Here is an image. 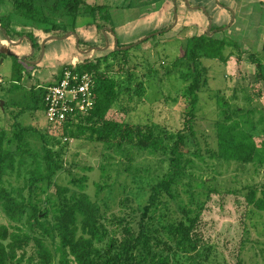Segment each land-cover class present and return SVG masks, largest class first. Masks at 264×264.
<instances>
[{
  "label": "rangeland",
  "instance_id": "obj_1",
  "mask_svg": "<svg viewBox=\"0 0 264 264\" xmlns=\"http://www.w3.org/2000/svg\"><path fill=\"white\" fill-rule=\"evenodd\" d=\"M88 1L97 5L96 17L80 14L75 23L64 12L56 14L49 10L45 0L36 2L44 10V15L50 18L48 23L22 17L12 4H0V17L9 15L12 28L23 33L18 40H12L0 28V129L9 130L18 121L21 125L45 131L49 121L43 104V91L37 86L56 82L65 63H82L90 55L102 59L100 70L118 78L120 92L129 86L134 95L130 100L129 92L125 90L121 100L110 110L109 117L133 124H151L163 132H176L184 127L188 104L185 93L195 75L194 68L183 58L187 40L206 31L210 22L211 27L226 25L224 31H215L211 35L229 37L237 42L224 51L227 60L200 59L207 84L200 92L193 124L199 143L196 151L202 155L188 154L195 163L175 184L172 194H164L162 198L169 216L185 217L202 206L199 230L211 246V257L217 263L264 264V211L256 209L247 199L252 188L261 190L264 186V149H259L255 160L248 163L214 155L218 147L217 122L224 118L223 111L232 113L238 106L247 110L256 106L250 118L255 125L259 146L264 141V82L258 77V62L264 61V0H188L189 4L185 0ZM174 1L178 19L171 24ZM93 20L109 26V29L114 26L116 35L109 31L107 47L100 36L97 47L101 50L92 48L88 55L89 52L80 45V50H77L75 37L92 38L96 33L90 25ZM62 29L67 31L63 36L51 33ZM28 35L41 43V51L39 54L36 52L35 58ZM116 40L119 46H130L125 55L129 72L119 70L124 62L123 54H111L113 47L116 49ZM13 54L21 56L18 62L23 76L17 81L14 80ZM105 56L108 58L104 59ZM248 95H252L249 100ZM123 106L127 111H123ZM56 138L61 142H54V138L52 143L55 145L52 146L57 150L63 146V167L51 182L44 181L40 185V206L51 209V224L54 222V207L63 199L57 192L58 185L69 188L67 194L70 195L79 190L72 179L86 176L85 190L102 204L103 220L108 227L116 229L120 225L118 220L122 219L124 224L128 223L135 232H139L142 220L149 218V214L144 216V205L151 188L148 185L137 188L132 179L141 175L150 180L165 174L170 167V152L159 150L151 153L125 144L130 153L123 155L97 139ZM29 140L33 148L43 153V141L38 134H29ZM104 171L107 172L105 179ZM23 179L13 176L11 181L18 185L23 183ZM103 180L113 186L96 196L97 183ZM145 180L142 182H147ZM132 190L145 191L137 195L131 193ZM105 197L109 201L108 208L101 200ZM0 223H10L1 205ZM117 235L121 236L120 230ZM44 239L54 253L53 264H60L57 253L59 239L50 236ZM31 251L29 248L28 253ZM180 260L178 264H192L187 256H181Z\"/></svg>",
  "mask_w": 264,
  "mask_h": 264
},
{
  "label": "trees",
  "instance_id": "obj_2",
  "mask_svg": "<svg viewBox=\"0 0 264 264\" xmlns=\"http://www.w3.org/2000/svg\"><path fill=\"white\" fill-rule=\"evenodd\" d=\"M45 1L48 2L49 10L56 14L64 12L73 23L80 14L96 17L97 5L88 0ZM176 1H174L175 5H177ZM5 3L12 4L16 12L26 19L50 22V18L44 15V10L36 0H0V4ZM174 21L173 6L171 24ZM90 25L96 29L92 38L79 35V45L84 50L99 46L100 36L104 40L103 45H106L104 29L107 34L112 31L116 35L114 26L109 29V26H102L95 20ZM225 26L213 25L210 30L194 34L187 40L183 58L194 68L195 75L185 93L188 104L185 109L184 127L176 132H163V129L153 127L151 124H133L109 117L110 110L116 102L121 100L125 90L129 92L130 100L134 95L131 94L129 86L120 92L118 78L100 70L102 59L90 57L91 52L82 63L75 64L76 71L89 72L94 78L95 103L90 110L76 108L69 113L63 123L49 122V127L45 131L21 125L18 121H15L9 130L0 129V205L10 219L9 224L0 223V264L25 262L53 264L54 253L45 242V236L59 239L57 253L60 264H178L181 256H187L192 264H219L212 259L211 246L202 238L199 230L202 206L199 205L197 212L192 213V210L185 217L169 216L165 212L167 204L162 197L164 194H172L175 184L187 173L189 166L195 163L188 154L202 155L198 150L196 151V145L199 143L195 137L196 131L193 124V118L200 103V92L207 84L205 68L204 70L200 68L202 65L200 59L209 57L227 60L224 51L231 45H237V42L229 37L218 38L211 35L215 31H224ZM1 27L6 30L8 37L12 40H18L23 35L12 28L9 15H1ZM66 32L62 29L53 30L51 33L63 36ZM28 39L32 41L33 58H35L36 52L38 51L39 54L41 51V43L32 35H28ZM75 40H77L76 37ZM77 48L80 50L78 46ZM98 50L101 49L98 48ZM112 52L111 54L115 56L116 53L123 54L124 62L119 70L129 72L128 58L125 57L128 50L118 51L113 47ZM13 56L14 80L17 81L23 76L22 66L18 62L21 56L16 54ZM107 58L108 56L104 57V59ZM258 65L259 80L264 82V72H262L264 61H259ZM66 66L71 67L72 64L65 63L62 69ZM251 97L252 95H248L247 99ZM225 104L228 106L227 102ZM123 108V111L126 110L124 106ZM255 109H257L256 106L248 110L238 106L232 110V113L223 111L224 118L217 122L218 147L214 155L244 163L255 160L259 149H264V141L259 146L256 140L255 125L250 118ZM234 114L237 117H234ZM31 133L40 136L43 141V153L31 146L29 140ZM58 136L66 139L70 137L97 139L109 149L114 148L123 155L130 153L125 144L151 153L159 150L170 152V167L165 174L153 178L146 177L150 180H145V176L141 175L132 179V182L137 184V188H141L139 185H148L151 188L150 196L144 205V216L149 214V218L142 220L139 232H135L128 223L124 224L122 219L118 220L121 228L118 226L111 230L108 227L103 220L102 204L94 200L85 190L86 176L72 179V182L79 186V190L73 191L70 195L67 194L69 188L58 185L57 192L63 199L54 207V222L51 224L49 220L51 209L40 206L42 201L40 185L44 181L51 182L56 172L63 167V146L60 150L52 146V144L55 145L52 143L54 138V142H61L57 140ZM193 147L195 150H192ZM13 176L18 179L23 177V183L13 184L11 181ZM103 177V179L107 177L106 171L103 172ZM139 179L147 182L144 183ZM112 186L113 184L108 181L98 182L96 196H100L105 190H111ZM144 191L132 190L131 193L139 195ZM107 198L101 199L105 208L109 207ZM247 199L256 209L264 211V186L261 190L252 188ZM25 216L26 220H23ZM119 230L120 237L117 235ZM29 248L32 249L30 253H28Z\"/></svg>",
  "mask_w": 264,
  "mask_h": 264
},
{
  "label": "built area",
  "instance_id": "obj_3",
  "mask_svg": "<svg viewBox=\"0 0 264 264\" xmlns=\"http://www.w3.org/2000/svg\"><path fill=\"white\" fill-rule=\"evenodd\" d=\"M75 64L64 67L55 83L37 86L43 91L49 122L61 124L76 108L88 111L94 106V78L89 72L76 71Z\"/></svg>",
  "mask_w": 264,
  "mask_h": 264
},
{
  "label": "water",
  "instance_id": "obj_4",
  "mask_svg": "<svg viewBox=\"0 0 264 264\" xmlns=\"http://www.w3.org/2000/svg\"><path fill=\"white\" fill-rule=\"evenodd\" d=\"M187 2H188V4H189V1L188 0H186ZM174 12H175V21H177V19H178V15H177V7H176V5H175V8H174ZM2 28V30H3V32L6 34V36H8L7 35V32H6V30L3 28V27H1ZM210 28H211V22H210V24H209V30H210ZM104 32H105V34H106V38H107V33H106V29H104ZM77 36V46H79V36L78 35H76ZM53 37H55V36H53ZM22 41V40H21ZM140 41H138V42H136V43H139ZM119 42H118V40H116L115 41V47H116V49H121V50H125V49H127V48H129L130 46L129 45H126V46H119V44H118ZM109 45V43H108V41H107V44H106V46L105 47H107ZM44 47L45 46H43V49H44ZM92 48H99V47H91V48H89L88 50H86V52H90V51H92Z\"/></svg>",
  "mask_w": 264,
  "mask_h": 264
}]
</instances>
